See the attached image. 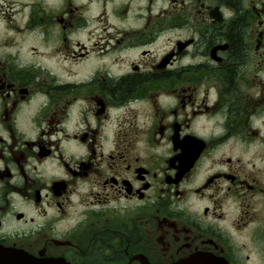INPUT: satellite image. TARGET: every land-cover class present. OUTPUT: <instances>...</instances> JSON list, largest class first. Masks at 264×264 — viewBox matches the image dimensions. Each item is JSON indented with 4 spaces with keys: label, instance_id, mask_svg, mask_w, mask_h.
<instances>
[{
    "label": "flooded vegetation",
    "instance_id": "obj_1",
    "mask_svg": "<svg viewBox=\"0 0 264 264\" xmlns=\"http://www.w3.org/2000/svg\"><path fill=\"white\" fill-rule=\"evenodd\" d=\"M0 247L264 264V0H0Z\"/></svg>",
    "mask_w": 264,
    "mask_h": 264
},
{
    "label": "water",
    "instance_id": "obj_2",
    "mask_svg": "<svg viewBox=\"0 0 264 264\" xmlns=\"http://www.w3.org/2000/svg\"><path fill=\"white\" fill-rule=\"evenodd\" d=\"M0 264H69L61 259L35 258L24 252L0 247ZM173 264H226L220 259L196 255Z\"/></svg>",
    "mask_w": 264,
    "mask_h": 264
}]
</instances>
